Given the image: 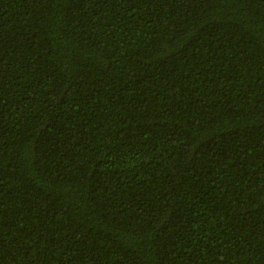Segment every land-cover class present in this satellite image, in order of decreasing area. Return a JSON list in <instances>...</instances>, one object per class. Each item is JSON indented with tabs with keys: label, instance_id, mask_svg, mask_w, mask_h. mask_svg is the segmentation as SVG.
I'll list each match as a JSON object with an SVG mask.
<instances>
[{
	"label": "trees",
	"instance_id": "16d2710c",
	"mask_svg": "<svg viewBox=\"0 0 264 264\" xmlns=\"http://www.w3.org/2000/svg\"><path fill=\"white\" fill-rule=\"evenodd\" d=\"M0 264H264V0H0Z\"/></svg>",
	"mask_w": 264,
	"mask_h": 264
}]
</instances>
